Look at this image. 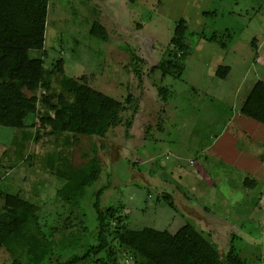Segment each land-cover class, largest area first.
<instances>
[{"label": "rangeland", "instance_id": "1", "mask_svg": "<svg viewBox=\"0 0 264 264\" xmlns=\"http://www.w3.org/2000/svg\"><path fill=\"white\" fill-rule=\"evenodd\" d=\"M94 21L107 31L106 42L90 35ZM180 21L189 48L181 78L150 74L177 53L171 40ZM46 26L43 49L29 56L42 58L46 70L60 63L56 93L61 76L85 78L123 104L132 94L139 109L128 137L131 112L104 138L52 134L40 126V101L25 129L0 126V193L34 203L37 230L65 245L42 264H65L94 242L92 206L101 188V208H117L127 229L174 234L189 224L221 258L233 248L244 264H264V205H257L264 193V125L240 113L252 86L264 83V0H49ZM133 56L144 61L138 75ZM219 67L229 69L224 79ZM158 89L170 93L165 101ZM42 95L36 92L38 100ZM93 156L101 163L99 181L79 205L64 202L56 169L75 174ZM247 178L257 186L245 188ZM163 194L172 196L174 209ZM116 253L118 264H136L124 250ZM27 258L23 247L0 249V264Z\"/></svg>", "mask_w": 264, "mask_h": 264}, {"label": "trees", "instance_id": "2", "mask_svg": "<svg viewBox=\"0 0 264 264\" xmlns=\"http://www.w3.org/2000/svg\"><path fill=\"white\" fill-rule=\"evenodd\" d=\"M48 2L0 0V126L25 129L26 119L39 114L37 105L40 101L44 108L40 114V126H48L52 134L104 138L121 124L123 113L131 112L125 129L128 137V130L139 109L138 100L132 94L127 95L123 104L90 88L85 78H81V82L64 76L58 82L60 92L56 93L52 79L55 74L61 73L60 63L53 70H46L42 58L29 56L30 51H41L44 47ZM186 33L184 22H178L171 40L177 53H169L166 59L149 69L150 74L159 73L162 79L167 76L181 78L189 54L184 40ZM90 35L101 42L107 41V31L98 21L92 23ZM131 59L132 72L138 75V65L144 64V61L135 56ZM228 72L227 67H219L216 75L224 79ZM39 90L43 92L41 100L36 96ZM158 90L165 101L170 93ZM240 113L264 125L262 81L252 86ZM51 165L50 168L53 167ZM55 173L64 181L57 195L64 202L77 206L84 199L86 189L99 181L101 163L97 156H93L75 174L68 168L65 172L56 169ZM249 181L245 180L246 183ZM105 190L101 188L94 194V242L86 244L82 256L74 257L65 264H118L117 249L130 254L136 264H244L233 248L221 258L203 234L189 224L174 234L151 227L127 229L124 226L127 219L118 216L117 208L110 205L101 208L100 198ZM162 197L170 208H175L170 194H163ZM0 198L4 202L0 212V249L14 253L23 247L28 257L26 262L15 261L14 264H42L46 258L52 257L54 248L65 246L62 241H51L46 233L37 230L38 208L34 203L19 194L0 193ZM35 230L37 233H32ZM74 240L79 241L78 238ZM70 244L66 246L73 245Z\"/></svg>", "mask_w": 264, "mask_h": 264}, {"label": "crops", "instance_id": "3", "mask_svg": "<svg viewBox=\"0 0 264 264\" xmlns=\"http://www.w3.org/2000/svg\"><path fill=\"white\" fill-rule=\"evenodd\" d=\"M243 117H245V116H243ZM245 118H247V117H245ZM245 180H249V179L247 178ZM243 184H244L245 188H247V189L248 188H254L255 186H257V181L256 180H253V179H250L249 183L248 182L247 183L246 182H243ZM257 205H258V208H261L260 205H264V193L263 194H260V197H259V200H258Z\"/></svg>", "mask_w": 264, "mask_h": 264}]
</instances>
